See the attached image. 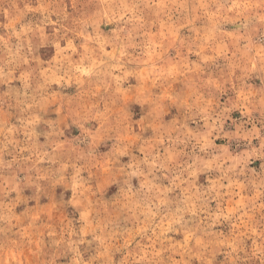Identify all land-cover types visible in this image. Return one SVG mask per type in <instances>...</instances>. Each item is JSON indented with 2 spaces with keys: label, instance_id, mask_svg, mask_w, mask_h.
<instances>
[{
  "label": "rangeland",
  "instance_id": "obj_1",
  "mask_svg": "<svg viewBox=\"0 0 264 264\" xmlns=\"http://www.w3.org/2000/svg\"><path fill=\"white\" fill-rule=\"evenodd\" d=\"M0 264H264V0H0Z\"/></svg>",
  "mask_w": 264,
  "mask_h": 264
}]
</instances>
